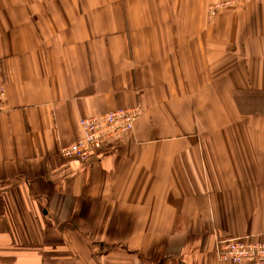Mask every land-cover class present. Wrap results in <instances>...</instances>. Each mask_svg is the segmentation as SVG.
Returning a JSON list of instances; mask_svg holds the SVG:
<instances>
[{"label": "crops", "instance_id": "1", "mask_svg": "<svg viewBox=\"0 0 264 264\" xmlns=\"http://www.w3.org/2000/svg\"><path fill=\"white\" fill-rule=\"evenodd\" d=\"M221 1L0 0V264H249L216 246L264 242V0Z\"/></svg>", "mask_w": 264, "mask_h": 264}, {"label": "built area", "instance_id": "2", "mask_svg": "<svg viewBox=\"0 0 264 264\" xmlns=\"http://www.w3.org/2000/svg\"><path fill=\"white\" fill-rule=\"evenodd\" d=\"M226 0L209 7L210 15L229 6ZM6 108V91L0 85V112ZM142 114L140 106L98 113L80 120L81 136L74 142L61 147V153L68 158L88 160L96 150L121 135L132 131L136 120ZM216 254L221 261L234 263L264 264V242L251 240L249 236L218 240Z\"/></svg>", "mask_w": 264, "mask_h": 264}]
</instances>
